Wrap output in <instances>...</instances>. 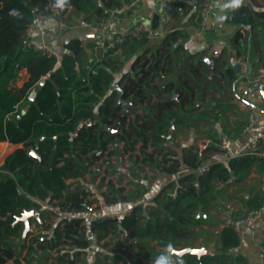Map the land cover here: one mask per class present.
Instances as JSON below:
<instances>
[{"label": "crops", "instance_id": "1", "mask_svg": "<svg viewBox=\"0 0 264 264\" xmlns=\"http://www.w3.org/2000/svg\"><path fill=\"white\" fill-rule=\"evenodd\" d=\"M113 1L120 3L126 0ZM95 3L104 6L105 0H95ZM199 3V0H174L173 21L165 24L157 0H135L130 8L113 14L110 30L106 33L99 32L94 26L79 25L80 22L99 17L92 6L86 3L84 11L79 12L72 6L67 9L68 19L73 24L67 36L58 32L56 24L46 22L42 24L41 32L37 31L28 37L22 35L21 38L24 48L46 45L55 50L59 63L61 55L68 52L64 47L65 38L78 36L82 47L78 65L86 71L97 62L96 45L104 39L107 47L116 46L107 56L113 76L119 78L124 75L120 86L114 83L112 87L121 89L126 78L132 83L139 82L141 86L142 99L132 95L127 97V101L139 105L138 109L132 111L133 115L143 114L141 121L146 125L156 124L155 120L160 122L164 117L168 119V126L159 138L158 145L148 142L143 149L146 154L152 153V157L144 160L138 142L132 150L124 151L122 146L121 149L117 147L122 156L127 153V168L120 166L123 158L121 155L116 158L115 167L111 156L104 153L94 161L96 163L110 158L107 160V163L111 162L109 166L102 165L101 169L113 172H109L103 182L106 183L108 178L112 181H115V177L122 178V183L114 186L115 191L119 190L118 193L122 194L119 200L116 196L112 201L101 198L107 191V185L98 186L100 175H97L88 188L83 187L86 190L74 188V183L69 187L70 190L85 191V200L89 203L106 199L111 204L112 211L127 210L131 214L137 208L139 224L144 223L150 214H159L163 218L160 205L165 200H170L163 193H174V187L178 183L184 184L185 176L191 174L189 169L181 167L184 160L197 157L199 164L226 165L227 154L220 152L215 144L204 151L198 150L201 138L206 137L216 142L219 137L227 136L232 141L231 154L236 155L243 139L241 126L250 112H254L255 127L264 130V115L247 103L254 102L264 110V99L243 83L245 77L254 72L257 66H264V0H219L205 33V39L212 45L209 51L204 50L194 35ZM237 11L249 21L235 23L226 20L227 14ZM136 23H142L145 28L153 31V35L114 45V34ZM236 35L238 37L235 39ZM214 49L219 52V58L213 57ZM235 63H238L237 67L234 66ZM241 63L247 64L246 71L240 69ZM28 76L27 69L21 68L11 80L10 86L19 88ZM22 108L25 109L26 106L23 104ZM19 146L21 145L0 141V165L5 156ZM262 149L264 150V139ZM255 157L256 160L243 179L237 182L228 179L221 186L215 185L214 197L206 206L188 209L196 221L187 220L184 223L186 229L178 238L179 244L175 248L186 244L206 247L207 255L221 252L220 232H215V229L221 224L225 213L222 201L240 198L248 208L261 206L264 158ZM163 158L166 159L164 162ZM173 159L180 163L179 168L176 171L166 170ZM94 164L83 174L86 180L89 171L94 169ZM33 222L37 221L32 220L31 224ZM119 223L120 221L114 224ZM84 227L89 247L84 249V254L74 264H94L96 259L101 260L100 264L103 259L117 263L126 261L157 264L160 257H166L170 264L175 261V248L169 249L166 245H161L157 234L153 237L139 236L118 227L98 240L95 232L90 229L91 225ZM236 234L238 245L226 252L230 256L224 257V260L233 261L239 255L249 264H264V209L259 231L252 232L243 228ZM42 261L44 262V258ZM35 262L32 259L29 264Z\"/></svg>", "mask_w": 264, "mask_h": 264}, {"label": "trees", "instance_id": "2", "mask_svg": "<svg viewBox=\"0 0 264 264\" xmlns=\"http://www.w3.org/2000/svg\"><path fill=\"white\" fill-rule=\"evenodd\" d=\"M47 1L0 0V141L21 145L8 153L0 165V264H20L21 260L29 264L33 257L40 258L34 264H74L79 260L84 249L89 247L85 227L80 225L79 218L70 221L58 218L49 232L39 238L31 237L30 241V231L23 234V222L17 218L24 211L44 210V204L52 200H57L66 211L86 207L89 205L85 200L86 192L70 190V179L83 175L114 139L124 141V151L132 150L140 142L144 160L152 157V153L146 154L143 149L148 142L158 145L168 126L166 117L160 122L155 120L156 124L146 125L141 121L143 114L133 118L122 114L121 103L117 102L118 89L112 86L114 83L120 86L124 75L113 76L108 58L94 62L87 71L80 69L78 55L82 47L78 36L65 38L64 47L68 52L61 55L59 63L54 55L40 54L22 46L21 38L34 7ZM53 1L63 12L71 6L79 12L84 11V4L88 3L98 16L103 8L119 4L113 0H105L104 6L97 5L95 0ZM226 16L230 22L249 21L240 11ZM115 49L116 46L107 47L106 54ZM21 68H26L29 76L19 88H12L11 80ZM228 71L230 74V69ZM121 89L123 99L129 95L139 100L143 98L139 82L132 83L126 78ZM114 120H117L119 131L110 132L106 126ZM31 150L36 155L31 154ZM165 160L163 158V162ZM255 160L253 155L233 156L227 159L226 165L212 163L202 176L192 173L185 176V183H178L174 193H163L170 199L160 205L163 218L150 214L139 224L138 209L134 208L119 225L106 220L92 224L90 229L98 240L118 227L139 236L157 234L161 245L173 249L186 229L184 223L196 221L188 209L206 206L214 197L213 189L218 181L243 179ZM183 162L195 167L200 160L194 157ZM179 166L180 163L173 159L165 169L176 171ZM41 216L40 221L29 218V223L36 220V224H41ZM219 237L221 252L200 257L188 253L175 255L173 264H249L239 255L233 261L224 260L230 256L226 252L238 245V236L231 228H223ZM23 248L26 254L22 258ZM47 249L56 252L51 261H48ZM100 263L98 259L94 262ZM102 264L137 263L103 259Z\"/></svg>", "mask_w": 264, "mask_h": 264}, {"label": "built area", "instance_id": "3", "mask_svg": "<svg viewBox=\"0 0 264 264\" xmlns=\"http://www.w3.org/2000/svg\"><path fill=\"white\" fill-rule=\"evenodd\" d=\"M198 9V22L195 27L194 35L196 39L202 44L204 50H211L212 45L205 39L206 30L210 24L214 9L219 0H199ZM160 11L162 13L163 22L170 23L173 21V13L175 6L174 0H157ZM135 4V0L121 1L118 5L103 8L102 14L95 20H85L80 22L82 27H96L99 32L106 33L110 30L111 20L114 13L123 11L130 8ZM50 22L57 26L58 32L67 36L73 24L68 19L67 11L63 12L60 7L56 5L53 0H48L45 4L35 6L33 9V15L28 21L24 30L23 36H32L35 32H41L43 23ZM153 35V31L145 28L142 23H136L131 27H125L113 36L114 45H120L125 42H129L134 39L150 38ZM33 51L40 54L54 55L55 50L48 46H31ZM97 61L107 58L106 50L107 45L104 39H101L96 45ZM219 52L214 49L213 57L219 58ZM240 69L246 71L247 64L241 63ZM264 82V66H257L248 77H245L243 83L249 89L258 87ZM256 121L254 112H250L246 121L241 126L242 142L239 145L236 155L231 154L232 141L227 136H221L216 142H213L209 138H201L198 143V150L204 151L211 144H215L220 152L227 154L228 158L233 156L253 155L264 158V150L262 149V141L264 139V130L256 128ZM109 144H107L108 147ZM106 147V149H107ZM211 164H198L195 167H191L186 163H183L181 167L187 168L195 176H202L210 169ZM71 180V179H70ZM223 183L218 181L217 186H221ZM55 204L50 208L58 212L59 218H64L66 221H70L73 218L80 219V225H92L101 221L119 222L124 217L130 214L129 211H112L111 204L106 199L98 202H91L80 210L70 209L66 211L57 200H52ZM49 203V202H48ZM47 204V203H45ZM51 204V203H50ZM222 207L225 210L221 224L215 229V232H220L223 228H231L235 233H239L241 229L247 228L252 232H257L262 227L263 209H264V193L261 198V206L257 208H248L240 198L224 200L222 201ZM31 224V223H30ZM34 225V224H33ZM40 225V224H39ZM31 227L29 226V231ZM35 247V243H32ZM67 247V245H64ZM47 251H50L47 249ZM54 252V250H52Z\"/></svg>", "mask_w": 264, "mask_h": 264}, {"label": "rangeland", "instance_id": "4", "mask_svg": "<svg viewBox=\"0 0 264 264\" xmlns=\"http://www.w3.org/2000/svg\"><path fill=\"white\" fill-rule=\"evenodd\" d=\"M120 90L122 92V89H120ZM118 93H119V91H118ZM119 97H120V94H118L117 99ZM123 100L124 101H127V97L124 98ZM121 107H122V103H121ZM122 110H123V107H122ZM108 127L109 128H113V129L119 131V127L117 126V120H114L112 122V124L110 126H108ZM108 144L109 145L107 147V150H104L103 153L106 156H111L112 160L114 161L112 163L114 165V167H115V164H116V162H115L116 158L121 155V158L122 157L123 158H122V162H121L120 166L123 167V168H127L125 166V164L127 165V153L122 156L121 152H119L118 149H117V147H119L121 149V146H122V149H123L124 141L114 139V140H111ZM107 160H110V158L102 159L101 162L100 161H97L96 163L94 162L95 163V164L93 163L94 164V169L89 171V174L86 176L87 177V180L83 177V175H81L78 178L69 180V182L71 183V185L74 183V186H73L74 188L77 187L80 190H86L83 187L88 188L89 185H90V183H93L94 182V180L97 177V175H100V178L101 179H100V182H99L98 186H100L101 184L107 185V188L105 189L107 191L104 193V195L101 196V198H107V199H110L112 201V200H114V198L116 196V199L119 200L120 199L119 197H121L122 194H121V192L118 193L119 190L115 191L114 186H115V184L122 183V178L117 179L115 177L114 178L115 181H112V179L108 178L107 179L108 181L106 183L103 182L104 177L107 176V175H109L110 174L109 172H113V170L107 172L106 169H104L102 171V169H101V166L102 165H108V164L111 163L110 161H109L110 163H107ZM131 160L134 161L135 159H131ZM89 167H91V166H89ZM89 167H88V169H89ZM88 169H87V171H88ZM87 171H86V173H87ZM101 172H103V174ZM84 183H86V185ZM125 183H127V182H125ZM117 187H119V186H117ZM119 188H121V187H119ZM53 204H55V203L49 202L47 204H44V206H43V209L44 210H38L39 213H40V215H42L41 217L43 218V220H42V223L40 225H38V224H36L34 222H33L34 225L33 224L29 225L31 227L30 228L31 229V231H30V237L28 239L29 241H30L31 237H37V238H39L40 236L46 234V232H49L50 229L52 228L53 224L58 220V218H59L57 216V213L58 212H56V211H54L53 209L50 208V206L53 205ZM65 248L68 249L69 246H67ZM47 252L50 255L48 261H51L52 258H55L56 257V252L55 251L52 252V250H50V251H47ZM25 254H26L25 253V248H23L21 250L20 257L23 258V256H25ZM36 255H39L38 251H37V254ZM31 257H32V255L29 256V258H31ZM35 258L36 257H33V260H37V259L40 260V258H38V257L36 259ZM20 264H27V262L25 260H22ZM31 264H34V263H31Z\"/></svg>", "mask_w": 264, "mask_h": 264}, {"label": "water", "instance_id": "5", "mask_svg": "<svg viewBox=\"0 0 264 264\" xmlns=\"http://www.w3.org/2000/svg\"><path fill=\"white\" fill-rule=\"evenodd\" d=\"M238 63H235L234 66L237 67ZM251 70V68H250ZM245 75H241V77H244ZM119 90V94H120V97L117 99V102L118 103H122V107H123V110H122V114H128L130 115L132 118L134 117L132 111L135 110V109H138L139 108V105L138 104H132L131 101H124L121 97L122 95V92L120 90V88H118ZM253 92H258L259 95L264 99V82L261 83V85H259L258 87L256 88H253L252 90ZM249 106H251L254 110L262 113L264 115V110L256 103L254 102H247ZM106 129H108L110 132H113V131H117L113 128H109L108 126H106ZM31 154L33 155H36L33 150L30 151ZM31 217H34L36 220L40 221V213L39 211L35 210V209H31V210H28V211H24L17 219L18 220H21L23 222V234H25L28 229H29V218ZM174 252L177 254V255H182V254H194L196 255L197 257H200L201 255H204L208 252L207 248L206 247H194V246H191V245H187L185 247H182V248H175L174 249Z\"/></svg>", "mask_w": 264, "mask_h": 264}, {"label": "clouds", "instance_id": "6", "mask_svg": "<svg viewBox=\"0 0 264 264\" xmlns=\"http://www.w3.org/2000/svg\"><path fill=\"white\" fill-rule=\"evenodd\" d=\"M157 264H170V261L166 257H160L157 260Z\"/></svg>", "mask_w": 264, "mask_h": 264}]
</instances>
